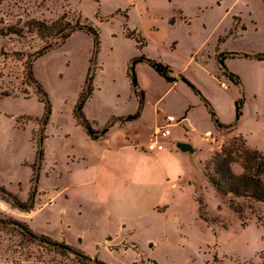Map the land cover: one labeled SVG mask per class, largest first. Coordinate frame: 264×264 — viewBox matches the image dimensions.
<instances>
[{"label": "rangeland", "instance_id": "obj_1", "mask_svg": "<svg viewBox=\"0 0 264 264\" xmlns=\"http://www.w3.org/2000/svg\"><path fill=\"white\" fill-rule=\"evenodd\" d=\"M61 18L64 24H89L100 35L94 95L85 108L94 128L103 129L111 117L137 110L129 67L142 52L127 36L128 29L146 39L143 52L170 65L179 82L172 85L152 68L136 66L148 99L143 122L114 127L105 139L90 140L77 126L74 109L93 55V38L77 32L58 45L60 41H44L28 29L32 20L53 24ZM7 27L24 34L0 35V185L22 201L31 189L44 112L26 65L51 43L49 52L34 61L33 73L48 93L53 111L36 207L22 211L0 197V219L26 223L39 235L108 264H264V248L249 253L241 240L250 226L264 240V204L220 195L203 172L214 153L236 135L264 153V62L246 57L226 62L240 76L244 96L224 77L220 81L229 89H223L216 79L221 64L215 62L221 53H264V0H0V29ZM220 38L224 40L219 44ZM202 58H210V63L196 62ZM179 75L199 89L222 123H235L236 102L244 98L243 115L233 133H218L204 103ZM187 111L189 122L175 125L171 137V150L183 161L184 174L131 175L119 155L131 149L125 135L137 148H147L157 125L168 116L181 120ZM187 136L200 150L194 156L174 148L177 139ZM169 140H163L167 146ZM89 169L103 171L94 173L90 196L81 197L71 177L76 170ZM235 171L241 169L235 166ZM108 185L132 191L129 211L115 213L112 199L95 202V189ZM59 186L63 189H56ZM0 264L81 263L72 254L0 223Z\"/></svg>", "mask_w": 264, "mask_h": 264}, {"label": "trees", "instance_id": "obj_2", "mask_svg": "<svg viewBox=\"0 0 264 264\" xmlns=\"http://www.w3.org/2000/svg\"><path fill=\"white\" fill-rule=\"evenodd\" d=\"M128 17V15H127ZM28 29L31 32H35L42 40H58L60 41L58 45L64 44L69 40L73 34L77 32H84L93 38L94 51L90 61V66L88 69L85 84L80 93L78 102L74 109V118L77 124L81 126L88 136L92 140H98L103 137L113 126L116 121H131L140 117L145 104L144 92L140 89L138 76L136 72V66L138 64L145 63L149 65L152 69L156 71L158 75L163 77L166 81L170 83L177 82V78L173 75L172 67L165 64L162 61L154 60L148 58L143 52V49L147 46L146 39L137 31H132L128 29L127 36L130 39H134L137 43V47L142 52L139 56L133 58L129 67V74L131 78V85L134 89L136 95L139 97V108L134 115L128 117H122L117 119H112L108 124L100 130L93 128L92 123L86 117L84 113V108L87 102L90 100L94 93V80L96 78L97 71V59L100 53L101 40L99 32L96 28L89 24L76 23L75 25L64 24V19L61 18L53 24H47L44 21L32 20L29 22ZM24 31L22 29L7 27L6 29H0V35L10 36L17 35L23 36ZM52 44H48L42 50L37 52L33 56V61L27 63L26 71L30 83L35 88V93L38 96L39 101L44 105V112L42 117L39 119L40 125V139L38 141V151L33 165V175L31 180V189L26 201H22L18 196L9 192L5 187L0 185V197L11 204L14 208L20 209L22 211H32L36 207L37 197L39 194V184L41 179V173L44 168L45 163V139L47 137L46 131L49 125L53 106L48 93L45 91L44 87L38 82L33 73V63L36 59L40 58L52 48ZM20 55V54H19ZM227 56H241L237 53H227L220 55V64L222 67L223 75L228 78L231 82L240 88L241 95L244 96V91L242 87V82L240 77L231 72L225 65V59ZM243 57L256 59L258 61H264V53H259L255 55L242 54ZM187 84L192 88L194 93L202 100L205 107L210 112L212 120L215 123L217 130L234 132L236 125L239 123L242 117V109L244 105V98H240L236 102V121L234 124L222 123L212 104L202 95V93L190 82H188L184 77H181ZM235 166L241 169L238 173L235 171ZM204 175L209 181L213 189L223 196H234L238 199H244L250 202L262 203L264 204V153L250 147L247 141L242 135H236L231 137V140L223 145L220 152L214 154L211 159V163H207L204 169ZM234 211L241 214V211L234 207ZM0 223L6 225H13L16 227L20 233L24 236L37 240L43 244L51 245L55 247L58 251L64 254H72L78 258L81 264H108L99 259H93L84 252L75 250L71 245L65 242L53 241L50 237L45 235H39L26 223L20 222L15 219L3 220L0 219ZM157 264V263H155Z\"/></svg>", "mask_w": 264, "mask_h": 264}, {"label": "clouds", "instance_id": "obj_3", "mask_svg": "<svg viewBox=\"0 0 264 264\" xmlns=\"http://www.w3.org/2000/svg\"><path fill=\"white\" fill-rule=\"evenodd\" d=\"M122 158L123 166L133 176L144 178H160L164 176L179 177L184 174L185 166L183 161L172 151L165 150L154 156H146L137 153L133 149L124 150L119 154ZM103 171L102 169L76 170L72 174V182L78 188L77 194L81 197H89L93 189L94 173ZM133 184L139 183L137 180ZM95 202L99 204L106 203L109 199L114 201L113 211L117 214L129 211L134 204L133 193L129 188L120 185L95 189ZM241 240L246 244L249 253H255L264 248V240H261L260 234L255 227L250 226L241 235Z\"/></svg>", "mask_w": 264, "mask_h": 264}, {"label": "crops", "instance_id": "obj_4", "mask_svg": "<svg viewBox=\"0 0 264 264\" xmlns=\"http://www.w3.org/2000/svg\"><path fill=\"white\" fill-rule=\"evenodd\" d=\"M240 20V19H239ZM235 21L236 22H238V19L237 18H235ZM235 27H236V25H235ZM238 28H236V30H237ZM136 31V30H135ZM223 40H224V38H220L219 39V41H218V43L220 44L221 42H223ZM172 47L173 48H175L176 47V43H174L173 45H172ZM221 54H223V53H221ZM221 54H217L216 56H215V62L217 63V64H219L220 63V55ZM224 54H227V53H224ZM238 54V53H237ZM241 56H236V57H233V56H227L226 57V59H225V65H226V62L228 63V65H229V63H230V61H232L234 58H244L243 56H242V54H240ZM252 59V58H251ZM210 58H208V60L206 59V58H202V59H199V60H196V62H200V63H202V64H207V62L208 63H210ZM163 62V61H162ZM260 62H264V61H260ZM166 64V63H165ZM140 66H148V67H150L149 65H147V64H145V63H142V64H138L137 65V68L138 67H140ZM227 66V65H226ZM151 68V67H150ZM228 68V67H227ZM154 70V69H153ZM155 71V70H154ZM156 72V71H155ZM232 72V71H231ZM234 73V72H233ZM138 76V75H137ZM160 76V75H159ZM180 77H183L182 75H179ZM239 76V75H238ZM174 77H176L175 75H174ZM226 78L224 75H223V71H222V67L220 68V69H217V75H216V79H217V81L218 82H220L221 83V86H222V83H225V84H227L226 82H221L220 81V79L221 78ZM240 77V76H239ZM163 78V77H162ZM177 78V77H176ZM185 79V78H184ZM227 80H229L228 78H226ZM241 79V78H240ZM95 81V80H94ZM138 81H139V79H138ZM230 81V80H229ZM168 82V81H167ZM179 82V79L177 78V82H175V83H171L172 85H175V84H177ZM231 82V81H230ZM241 82H242V80H241ZM168 83H170V82H168ZM231 83H233V82H231ZM192 84V83H191ZM234 84V83H233ZM139 85H141L140 83H139ZM228 85V84H227ZM235 85V84H234ZM195 86V85H194ZM237 86V85H236ZM196 87V86H195ZM242 87H244V85H243V82H242ZM197 88V87H196ZM140 89H141V86H140ZM198 89V88H197ZM224 89V88H223ZM228 89H229V85H228ZM228 89H225V90H228ZM142 90V89H141ZM199 90V89H198ZM143 91V90H142ZM144 92V91H143ZM136 94V93H135ZM94 95V94H93ZM92 95V96H93ZM144 95H145V104H144V109H143V111H142V113H141V115H140V117L139 118H137V119H135V120H131V121H116L114 124H113V126L110 128V130L103 136V137H101L100 139H98V140H92L89 136V138H90V140H92V141H99V140H101V139H105L106 137H107V135L110 133V131L114 128V127H121V128H127V126L129 125V124H132L134 121H138V122H143V120H144V118H145V116H146V113H147V108H148V99H147V93L146 92H144ZM196 95V94H195ZM197 96V95H196ZM92 98V97H91ZM90 98V99H91ZM136 98H137V101H138V107H137V110H138V108H139V97L136 95ZM202 101V100H201ZM89 102V101H88ZM87 102V103H88ZM87 105V104H86ZM85 108H86V106H85ZM85 108H84V113H85ZM137 110H136V112H137ZM135 112V113H136ZM188 112L189 111H187L186 113H185V116L184 117H182L181 118V120H178L179 121V123L178 124H181V123H183L184 125H186V123L187 122H189V118H188ZM134 113V114H135ZM134 114H131V115H134ZM86 115V114H85ZM128 116H130V115H127V116H113V117H111L110 118V120H108V122L109 121H111L112 119H117V118H122V117H128ZM52 117V116H51ZM87 117V116H86ZM174 117V116H173ZM177 119V118H176ZM76 120V119H75ZM220 120V119H219ZM50 121H51V119H50ZM90 121V120H89ZM91 122V121H90ZM108 122H107V124H108ZM50 123V122H49ZM76 123H77V121H76ZM106 124V125H107ZM166 124V118H165V120H164V124L163 125H157L156 126V128H155V132L157 131V129L158 128H160V127H162V126H164ZM93 125V124H92ZM105 125V126H106ZM49 126V125H48ZM77 126H79L78 124H77ZM104 126V127H105ZM175 126V125H174ZM173 126V127H174ZM81 127V126H80ZM173 127L171 128V136L168 138V139H170L169 140V144H168V146H167V144L164 142V141H162L161 142V144L164 146V149L163 150H160V151H150L149 150V146L155 141V137H154V135H155V132H154V135H153V139H151V141L149 142V146L147 147V148H137L138 146H137V144H135V142L132 140V138H130V135L129 134H127V135H125V138H124V142H125V144H126V146L127 147H129V148H131V149H134L135 151H138V152H140V153H143V152H147V153H149L150 154V156H154L155 154H157V153H162V152H164L166 149L167 150H170V151H172L171 150V147L173 146L172 145V142H171V137H172V134H173V132H172V129H173ZM216 127V126H215ZM82 128V127H81ZM94 128V127H93ZM47 129H48V127H47ZM94 129H96V130H100V129H102V128H94ZM190 130H193V128H190ZM208 133H211L210 131L208 132ZM218 133H220V131L218 130ZM88 135V134H87ZM211 136H213V134L211 135ZM133 137L134 138H136L137 139V134H134L133 135ZM46 140H47V137H46V139H45V143H46ZM180 142H187V143H191L194 147H195V149H196V154H198L199 152H200V150L198 149V147H197V144L196 143H194L193 142V140L189 137V136H187V137H185V138H183V139H177V144L178 143H180ZM45 143H44V147H45ZM175 149H177L178 151H180L177 147H174ZM182 152V151H181ZM215 154V153H214ZM45 158H46V153H45ZM46 160V159H45ZM44 165H45V163H44ZM204 169H205V166L203 167V172H204ZM205 176V175H204ZM206 178V177H205ZM41 183H42V176H41V179H40V184H39V186L41 185ZM56 189H58V190H60V189H63V186H59L58 188H56ZM38 197H39V194H38ZM37 197V202H38V200H39V198Z\"/></svg>", "mask_w": 264, "mask_h": 264}, {"label": "built area", "instance_id": "obj_5", "mask_svg": "<svg viewBox=\"0 0 264 264\" xmlns=\"http://www.w3.org/2000/svg\"><path fill=\"white\" fill-rule=\"evenodd\" d=\"M222 87L224 89H228V85L225 83H222ZM179 121L173 117V116H168L166 118V124L160 128L157 129L155 132V141L149 146L150 151H160L164 149V146L161 144V142L164 139H168L171 136V128L174 125H177Z\"/></svg>", "mask_w": 264, "mask_h": 264}, {"label": "water", "instance_id": "obj_6", "mask_svg": "<svg viewBox=\"0 0 264 264\" xmlns=\"http://www.w3.org/2000/svg\"><path fill=\"white\" fill-rule=\"evenodd\" d=\"M177 148L183 153H189L191 156L196 155V149L191 143L180 142L177 144Z\"/></svg>", "mask_w": 264, "mask_h": 264}]
</instances>
